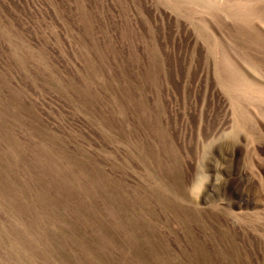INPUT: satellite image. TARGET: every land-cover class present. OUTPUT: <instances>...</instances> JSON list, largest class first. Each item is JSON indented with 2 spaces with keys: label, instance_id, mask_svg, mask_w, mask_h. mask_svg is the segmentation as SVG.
Segmentation results:
<instances>
[{
  "label": "rangeland",
  "instance_id": "374dc122",
  "mask_svg": "<svg viewBox=\"0 0 264 264\" xmlns=\"http://www.w3.org/2000/svg\"><path fill=\"white\" fill-rule=\"evenodd\" d=\"M0 264H264V0H0Z\"/></svg>",
  "mask_w": 264,
  "mask_h": 264
},
{
  "label": "bare ground",
  "instance_id": "6f19581e",
  "mask_svg": "<svg viewBox=\"0 0 264 264\" xmlns=\"http://www.w3.org/2000/svg\"><path fill=\"white\" fill-rule=\"evenodd\" d=\"M237 85V84H236ZM237 86H239V85H237Z\"/></svg>",
  "mask_w": 264,
  "mask_h": 264
}]
</instances>
